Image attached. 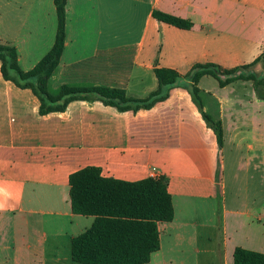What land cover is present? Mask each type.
I'll return each mask as SVG.
<instances>
[{"label":"crops","instance_id":"obj_1","mask_svg":"<svg viewBox=\"0 0 264 264\" xmlns=\"http://www.w3.org/2000/svg\"><path fill=\"white\" fill-rule=\"evenodd\" d=\"M24 1L35 0L1 1L0 44L16 47L29 71L53 47L57 25L45 32L31 5L18 27ZM154 10L193 27L162 23ZM263 53L264 0H68L49 89L145 99L159 87L158 68L185 76L195 64L234 69ZM199 88L203 112L222 123V148L185 88L137 112L94 99L41 115L38 98L6 81L0 62V264H80L72 240L95 218L72 212L69 178L86 167L127 182L168 179L174 219L158 224L160 250L148 264H234L237 248L264 255V100L251 81L222 88L204 76Z\"/></svg>","mask_w":264,"mask_h":264},{"label":"trees","instance_id":"obj_2","mask_svg":"<svg viewBox=\"0 0 264 264\" xmlns=\"http://www.w3.org/2000/svg\"><path fill=\"white\" fill-rule=\"evenodd\" d=\"M67 1L54 0L57 32L51 50L29 71L21 69L16 47L0 44L1 72L6 81L20 89H28L40 101V114L64 112L74 101L97 99L121 112L151 109L165 101L176 87L188 90L200 109L204 120L214 131L220 148L224 132L221 121H215L205 112L200 97V80L215 78L224 88L236 81H251L260 99L264 100V71L253 69L263 64L264 53L252 64L224 69L213 63L195 64L185 75L173 69L155 71L158 89L145 99H133L124 90L106 87H73L64 85L58 94H52L49 83L60 65L66 43ZM158 21L181 30H191L193 23L158 10L153 11ZM264 69V68H263ZM186 81V82H185ZM72 212L94 217L93 225L72 240V260L80 264H148L160 250L159 223L172 222L174 205L168 191L166 177L147 178L127 182L105 178L101 168L86 167L69 178ZM234 264H264V255L242 248L234 252Z\"/></svg>","mask_w":264,"mask_h":264},{"label":"rangeland","instance_id":"obj_3","mask_svg":"<svg viewBox=\"0 0 264 264\" xmlns=\"http://www.w3.org/2000/svg\"><path fill=\"white\" fill-rule=\"evenodd\" d=\"M2 0H0L1 3ZM7 2L4 0V3L1 5H5ZM25 4H28V6H24L23 9H21V12H19V9L17 10V14H19L17 18L18 27H21V25L24 23V25L30 20V16L28 15V7H30L32 10L38 11L37 16L33 17L34 20H39L38 26L45 29V32H48L50 27L57 25V15L55 14V6H54V0H35V1H24ZM2 8V7H0ZM1 12V10H0ZM45 35V34H44ZM47 36V33L46 35ZM261 64V63H260ZM261 67L263 68V64H261ZM51 89V88H50ZM51 92V90H50ZM201 97V95H200ZM202 100V98H201Z\"/></svg>","mask_w":264,"mask_h":264}]
</instances>
